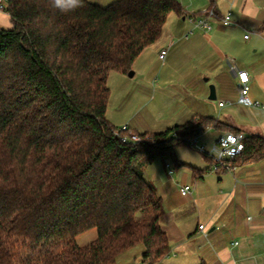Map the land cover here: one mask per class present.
<instances>
[{
    "label": "trees",
    "instance_id": "trees-1",
    "mask_svg": "<svg viewBox=\"0 0 264 264\" xmlns=\"http://www.w3.org/2000/svg\"><path fill=\"white\" fill-rule=\"evenodd\" d=\"M6 13L12 27L0 26V264H116L140 245L143 264H160L171 246L145 168L167 158L182 168L176 150L208 130L240 133L200 117L123 143L107 118L110 74L129 75L169 16L184 15L181 3L10 0ZM263 159L264 137L250 135L235 165ZM192 170L198 178L206 173ZM93 230L97 239L79 246Z\"/></svg>",
    "mask_w": 264,
    "mask_h": 264
},
{
    "label": "crops",
    "instance_id": "crops-1",
    "mask_svg": "<svg viewBox=\"0 0 264 264\" xmlns=\"http://www.w3.org/2000/svg\"><path fill=\"white\" fill-rule=\"evenodd\" d=\"M88 1L107 6L106 0ZM180 3L184 15L169 16L160 39L135 61L133 78L118 72L110 74V90L111 79L120 83L137 79L142 91L151 92L155 79L161 81L164 73L171 76L172 72L171 78L164 79V83L172 80L177 85V108L167 121L169 128L213 117L247 136L264 137V110L239 104L240 85L231 68L234 65L248 73L250 98L264 106V0H214V5L210 0ZM211 7L215 16L207 21L212 30L195 28L191 19L200 18L201 12ZM229 13L232 24L226 27L222 18ZM0 26L12 27L8 14H0ZM247 35L249 39H245ZM164 50L168 54L163 62L160 54ZM211 85L215 87L216 100H209ZM220 103H226L225 107ZM242 117L244 124L240 126ZM107 118L115 127H121L108 115ZM128 126L132 132L144 134ZM222 134L216 132L215 140ZM182 164L186 167L181 168L184 173H179L178 180L174 179L176 172L170 175L165 165L172 180L165 182V189L159 192L144 172L162 202L161 226L171 246L170 255L160 264H264V159L237 166L233 172H213L209 162L203 168ZM193 168L206 173L198 178ZM186 185L193 188L189 198L180 192ZM200 225L205 227L203 232ZM143 250L141 247L125 253L116 264H143Z\"/></svg>",
    "mask_w": 264,
    "mask_h": 264
},
{
    "label": "rangeland",
    "instance_id": "rangeland-1",
    "mask_svg": "<svg viewBox=\"0 0 264 264\" xmlns=\"http://www.w3.org/2000/svg\"><path fill=\"white\" fill-rule=\"evenodd\" d=\"M115 1L116 0H106V4L108 6ZM185 67L188 68L187 66ZM170 73L171 76H169V72L167 74L164 73L161 81L155 79L151 92L142 91L140 86L137 85V79H128L125 83H120L111 79L109 81L111 98L107 110L108 117L113 120V122L121 124V127L122 125L129 124L132 128H136V130L141 133H159L163 131L165 127H167L165 130L168 129L169 126L167 125V121L177 108V102L174 96L177 87L175 81L170 80L164 83V79L171 78L174 74L172 72ZM157 86H159V91H156ZM243 119L244 117H242L238 123L240 126L244 124ZM226 132H228V130L224 131V133ZM215 133V131L203 133L198 139L199 146L207 145V147L210 148L212 143L216 141ZM176 156L180 163H185L187 166L203 168L208 164L204 156L193 146L184 145L179 147L176 150ZM167 164L176 172L174 179L178 180L179 173L183 174L184 170L181 172L182 169L177 168L175 163L169 158L156 160L152 165L145 168L144 171L146 177L149 178V180H153L152 183L158 189V192L159 190L163 191L165 189V182L172 180V178L169 177L168 171L166 172L165 169V165ZM168 187H170V185ZM96 239L97 231L93 230L80 236L77 242L79 246L84 247L91 244ZM137 247L132 249L131 252L133 253L143 246L140 245Z\"/></svg>",
    "mask_w": 264,
    "mask_h": 264
},
{
    "label": "built area",
    "instance_id": "built-area-1",
    "mask_svg": "<svg viewBox=\"0 0 264 264\" xmlns=\"http://www.w3.org/2000/svg\"><path fill=\"white\" fill-rule=\"evenodd\" d=\"M10 0H0V14H7L6 9L9 5ZM215 16V9L208 8L201 12V16L198 19H191L195 28L205 29L211 31L212 27L208 23L207 19ZM232 24V15L229 13L222 18V25L228 27ZM188 37V36H187ZM245 39H249V36H245ZM168 51L164 50L160 54V59L164 62L167 57ZM232 70L236 73L239 85H240V98L239 104L248 108H259L264 110V106L259 102H254L250 98V77L247 72L238 70L234 65L231 67ZM226 103H220V107H225ZM125 133H127L125 135ZM117 135L120 137L123 143H140L141 137L132 132L128 125H125L118 129ZM202 135H197L190 142L191 146L197 148L199 152L207 156L211 162V170L213 172H218L221 170L233 172L236 170L235 161L242 156L245 151V140L247 135L245 133H232L227 132L222 134L216 143L207 149L205 146H199L198 139ZM167 169L170 175L174 174V170L171 169V166L167 164ZM193 188L190 185H186L180 188L181 195L185 198L192 196ZM204 225L199 226L200 231H204Z\"/></svg>",
    "mask_w": 264,
    "mask_h": 264
},
{
    "label": "water",
    "instance_id": "water-1",
    "mask_svg": "<svg viewBox=\"0 0 264 264\" xmlns=\"http://www.w3.org/2000/svg\"><path fill=\"white\" fill-rule=\"evenodd\" d=\"M129 77L133 78L134 77V72L131 71L129 73ZM217 96H216V90L215 87L213 85L210 86V96H209V100H216Z\"/></svg>",
    "mask_w": 264,
    "mask_h": 264
},
{
    "label": "clouds",
    "instance_id": "clouds-1",
    "mask_svg": "<svg viewBox=\"0 0 264 264\" xmlns=\"http://www.w3.org/2000/svg\"><path fill=\"white\" fill-rule=\"evenodd\" d=\"M54 2L57 6H60L63 3V0H54ZM72 2L74 5H79L80 0H72Z\"/></svg>",
    "mask_w": 264,
    "mask_h": 264
}]
</instances>
